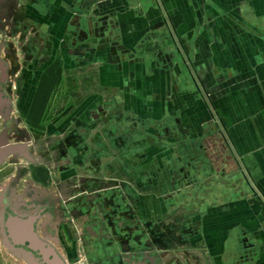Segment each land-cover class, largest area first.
Here are the masks:
<instances>
[{
	"label": "crops",
	"instance_id": "1",
	"mask_svg": "<svg viewBox=\"0 0 264 264\" xmlns=\"http://www.w3.org/2000/svg\"><path fill=\"white\" fill-rule=\"evenodd\" d=\"M15 2L36 48L21 82L50 95L44 84L92 80L74 113L102 126L105 171L149 195L150 216L199 246L200 264H264V0ZM125 126L142 140L133 160L116 150L137 137L117 140Z\"/></svg>",
	"mask_w": 264,
	"mask_h": 264
},
{
	"label": "flooded vegetation",
	"instance_id": "2",
	"mask_svg": "<svg viewBox=\"0 0 264 264\" xmlns=\"http://www.w3.org/2000/svg\"><path fill=\"white\" fill-rule=\"evenodd\" d=\"M7 1L11 4L0 16V135L5 144L21 145L24 151L0 162V182L7 180L0 190L4 246L29 264H53L57 257L71 264L78 253L86 264H200L199 246L196 252L190 250L168 224L152 218L138 188L125 181L120 171H105L108 149L97 134L102 126L92 122L91 113L59 115L46 131L26 124L27 108L17 113L15 98L27 105L20 75L36 48L26 49L23 44L29 30L23 5ZM98 22L94 32L102 35L111 23L105 17ZM30 28L37 32L30 39L36 43L40 31ZM110 48L116 54V44ZM38 55V61L50 57ZM132 136L137 137L126 142L122 157L142 156L135 152L142 140L137 133ZM93 142L105 149V157L92 150ZM7 163L15 172L5 178ZM180 232L194 234L186 227Z\"/></svg>",
	"mask_w": 264,
	"mask_h": 264
},
{
	"label": "rangeland",
	"instance_id": "3",
	"mask_svg": "<svg viewBox=\"0 0 264 264\" xmlns=\"http://www.w3.org/2000/svg\"><path fill=\"white\" fill-rule=\"evenodd\" d=\"M67 79L65 83L44 84L43 87L45 88V90L52 92L50 95L48 93L46 94V93L39 92L38 89L40 87V84L38 83H34L35 85H33L32 82L31 83L21 82L22 91H24V96L26 97L27 105L23 103L24 99H20V98H15V105H16L17 113H22V111H24V109L27 108L28 111H27L26 116L28 119H27L26 124H29V125L33 124L35 126L38 125L37 127L39 129L46 131L47 125L48 126L54 125L55 124L54 122L58 118L59 115H68L69 112H74L76 110L74 109L76 105L77 107H79L84 104V101H85L83 99L84 96L90 93V91L93 90L94 88L91 83L92 80L91 81L89 80L87 82L85 79L83 82L80 80H79L80 82H78L77 78H74L72 76L68 77ZM47 98L48 99L50 98L49 102L47 101ZM63 121H65V119ZM121 129L122 128H120L118 135H120L119 137H122V139L126 137L127 135L132 136L138 133L137 131L131 133L129 131L130 128L128 126H125L123 130ZM116 130L118 129L115 128L113 133H111L110 135L112 134L116 135L115 133ZM97 134H99L100 140L102 141V143H104L103 142V138H104L103 130L100 129V131H98ZM119 137H117V135L115 136L116 139H118ZM100 147L101 146L94 145V142H93L92 150L94 152H97L99 156L105 157L106 156L105 149L102 147L100 148ZM109 150L110 149L107 150V154L111 156V151ZM116 150L119 152V155H120L122 152V148L120 147V149H116ZM108 157L109 156H107V158ZM107 158H104V159H107ZM3 167H5L4 170H6V173H7L5 178H8L9 176H11V174L15 172L13 165H10L9 163L5 164ZM241 167L238 164V171ZM46 171L50 172L49 169H47ZM125 176L127 175L125 174ZM6 181L7 180L4 179L0 182V190L5 186ZM142 198L145 202L146 200L148 201V199H150L151 197H149V195H145V196H142ZM70 260H71V264H86L85 257L80 255L79 253L75 254ZM0 264H29L27 263L25 259L20 258L19 255H15L8 251V249L4 246L1 234H0Z\"/></svg>",
	"mask_w": 264,
	"mask_h": 264
},
{
	"label": "water",
	"instance_id": "4",
	"mask_svg": "<svg viewBox=\"0 0 264 264\" xmlns=\"http://www.w3.org/2000/svg\"><path fill=\"white\" fill-rule=\"evenodd\" d=\"M5 142L4 135H0V162L8 155L23 153L24 149L21 145H7ZM53 264H64V261L57 257Z\"/></svg>",
	"mask_w": 264,
	"mask_h": 264
},
{
	"label": "built area",
	"instance_id": "5",
	"mask_svg": "<svg viewBox=\"0 0 264 264\" xmlns=\"http://www.w3.org/2000/svg\"><path fill=\"white\" fill-rule=\"evenodd\" d=\"M241 165H242V164H241ZM242 167H243L242 169H244V166H243V165H242Z\"/></svg>",
	"mask_w": 264,
	"mask_h": 264
}]
</instances>
